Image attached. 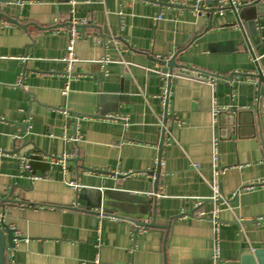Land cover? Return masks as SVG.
Listing matches in <instances>:
<instances>
[{"label": "crops", "instance_id": "crops-1", "mask_svg": "<svg viewBox=\"0 0 264 264\" xmlns=\"http://www.w3.org/2000/svg\"><path fill=\"white\" fill-rule=\"evenodd\" d=\"M219 1L0 0L8 264H213L215 136L222 258L264 251V0L243 27ZM173 57L189 77L163 73Z\"/></svg>", "mask_w": 264, "mask_h": 264}, {"label": "built area", "instance_id": "built-area-1", "mask_svg": "<svg viewBox=\"0 0 264 264\" xmlns=\"http://www.w3.org/2000/svg\"><path fill=\"white\" fill-rule=\"evenodd\" d=\"M255 0H220L217 7H219V13L222 15L223 11L227 8V6H241L242 4H250L253 3ZM195 10H198V7H193ZM161 19V15H158L156 20ZM79 23H74L70 29H69V40L67 44V50H66V55L63 58V62L66 64L67 70H66V75L67 79H70L71 76L75 74V69L76 65L78 64L79 60L76 57L75 53V43L77 40H79L82 35L79 31ZM167 77V75H166ZM192 78L202 81L204 83H209L212 87H215L216 82L218 79L216 78H208L205 79L203 76H192ZM69 83V81H68ZM167 84V82H166ZM69 85L64 88L62 91V94L64 96L69 95ZM167 93V89L164 91V95ZM166 99V95L164 96ZM212 145H213V154H212V162H213V182H212V189H213V202H214V208L210 215L205 214V213H200L199 217L202 219H206L210 222L211 227H212V263L213 264H227L228 262L225 261L222 258V249H221V221H220V206L221 204L225 203L222 200V197L220 196V189H219V177L225 173V170L221 168L219 164V145H218V138L215 136L212 140ZM67 157H62V158H56L53 163H62L63 166L66 165V160ZM30 159L28 157H22L21 158V168H23L24 171L29 172L31 171L30 164H29ZM158 162L161 163V159L158 160ZM70 186L73 188H79V184L76 182L70 183ZM202 204V201L198 200L197 206H200Z\"/></svg>", "mask_w": 264, "mask_h": 264}, {"label": "water", "instance_id": "water-1", "mask_svg": "<svg viewBox=\"0 0 264 264\" xmlns=\"http://www.w3.org/2000/svg\"><path fill=\"white\" fill-rule=\"evenodd\" d=\"M257 3L253 5L248 4H242L241 6H232L231 11L234 13V17L237 20L238 24L243 27L242 22L244 21H253L256 18V12L258 10ZM214 14V12H213ZM83 26H81L82 28ZM161 63L165 66L163 69L164 74H170L173 75L175 73L176 76L179 77H189L186 74L182 73L180 70L183 66H181L177 60L176 57H173L170 59L169 62L167 61H161ZM260 76L258 77L260 79V87H259V96L260 101H264V75L260 72ZM163 141L160 144V147H162ZM100 202L98 205V209H102V200L98 199ZM90 200H88L89 202ZM97 202V203H98ZM96 204V200H95ZM91 214L94 216H98V212L91 211ZM154 215V213H153ZM137 226L143 227V226H151L156 227L155 222L152 224H147L146 222L143 223H137ZM20 240L18 237H15L14 232L10 230L7 226L1 228L0 227V264H8L7 263V254L6 251L9 248L15 247V241ZM241 264H264V251L260 250L255 252L254 254H247V256L242 257Z\"/></svg>", "mask_w": 264, "mask_h": 264}]
</instances>
